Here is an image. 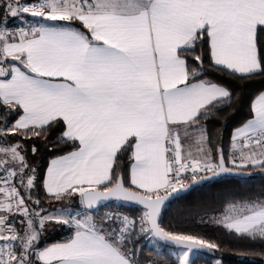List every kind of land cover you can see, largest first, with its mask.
<instances>
[{
    "label": "snow or ice",
    "instance_id": "6c2138e0",
    "mask_svg": "<svg viewBox=\"0 0 264 264\" xmlns=\"http://www.w3.org/2000/svg\"><path fill=\"white\" fill-rule=\"evenodd\" d=\"M257 76L264 0H0V264H142L144 239L171 246L174 264L220 251L160 221L167 201L205 179L264 169V92L227 154L207 127L239 98L227 81ZM52 137L70 149L40 185L70 202L56 213L33 195L38 148L25 143ZM113 200L140 215L91 213ZM215 223L260 243L246 255H264V195L227 202ZM49 224L72 234L41 247Z\"/></svg>",
    "mask_w": 264,
    "mask_h": 264
},
{
    "label": "trees",
    "instance_id": "16d2710c",
    "mask_svg": "<svg viewBox=\"0 0 264 264\" xmlns=\"http://www.w3.org/2000/svg\"><path fill=\"white\" fill-rule=\"evenodd\" d=\"M19 21V19L14 20L11 24H16ZM210 78L225 80L224 77L216 73H212ZM227 83L238 93L239 98L230 107L223 108L217 115L211 117L207 124L208 130L212 134L213 147L223 146L225 154L229 151L233 129L250 118V105L253 99L264 91V77L257 76L246 82L227 81ZM25 143L29 148L32 144L38 148L34 157L31 153L28 157L38 167L40 177L37 183L38 192H34L33 195H39L42 206L47 211L59 207H68L70 202L67 199L64 201L46 199L40 185L49 161L66 154L70 150L69 147L57 144L54 137L47 141L35 139ZM242 171L249 172L250 175L246 177L221 176L215 180L206 181L165 204L160 222L167 230L197 234L220 244V251L211 254L198 252L199 254L194 255L192 259L195 264H215L214 260H220L221 264H264V255L245 254L251 251H259L261 247L259 242L239 240L227 234L222 227L215 223L221 218L222 209L226 207L227 202L264 195V169L250 167ZM78 202L79 197L77 196L73 198L71 203L78 206ZM116 209L130 218L140 215L139 206L125 202H119L117 205L115 202H111L92 210L91 213L100 219L105 216V213L115 214ZM71 234L72 230L69 226L56 225L44 238L40 239V246L63 242ZM138 249H143L142 252H138L142 264H148L149 260L156 261V264H174L176 259L173 254L175 250L172 247L159 242L153 244L148 239L142 240Z\"/></svg>",
    "mask_w": 264,
    "mask_h": 264
},
{
    "label": "water",
    "instance_id": "95a60500",
    "mask_svg": "<svg viewBox=\"0 0 264 264\" xmlns=\"http://www.w3.org/2000/svg\"><path fill=\"white\" fill-rule=\"evenodd\" d=\"M234 171H237V172H239V171H242V170H239V169H235ZM244 172V171H243ZM245 174H243V175H223V176H240V177H246V176H248V175H250V173L249 172H244ZM202 175H204V174H202ZM206 175H211V173H208V174H206ZM221 177V176H220ZM217 178H219V177H217ZM217 178H215V179H217ZM197 179H199V176L197 177ZM215 179H212V180H215ZM206 181H209L208 179H205L203 182H201V183H199V184H196V185H194V187H196V186H198V185H201L202 183H204V182H206ZM188 182H190V181H188ZM187 183V182H186ZM193 187V188H194ZM191 190V189H190ZM189 190V191H190ZM188 192V191H187ZM187 192H183V193H181L179 196H181V195H183V194H185V193H187ZM178 196V197H179ZM174 198H177V197H172L170 200H172V199H174ZM169 200V201H170ZM111 202H115L114 200L113 201H108V202H102L101 203V205H99V206H97L96 208H94V209H92V210H95V209H97V208H100V207H102V206H104V205H106V204H108V203H111ZM168 202V201H167ZM166 202V203H167ZM130 204H134V203H130ZM134 205H136V204H134ZM138 206V205H137ZM91 210V211H92ZM159 243H161V244H163L162 242H159ZM165 245V244H164ZM167 246H169V245H167ZM169 247H171V246H169ZM201 253H204V254H211L212 252H209L208 250H203V251H201Z\"/></svg>",
    "mask_w": 264,
    "mask_h": 264
},
{
    "label": "crops",
    "instance_id": "0c3cea01",
    "mask_svg": "<svg viewBox=\"0 0 264 264\" xmlns=\"http://www.w3.org/2000/svg\"><path fill=\"white\" fill-rule=\"evenodd\" d=\"M262 92H264V91H262ZM254 100V99H253ZM241 126V125H240ZM237 128V127H236ZM235 128V129H236ZM235 129H233V131L235 130ZM233 131H232V133H233ZM232 133H231V135H232ZM56 158V157H55ZM52 159H54V158H52ZM51 159V160H52ZM50 160V161H51ZM50 161H49V163H50ZM48 163V164H49ZM48 166V165H47ZM46 169H47V167H46ZM46 169H45V172H44V175L46 174ZM58 209V208H57ZM57 211H59V210H56V209H53V211H51L50 213H56ZM56 225H60V224H49V225H46V227L43 229V231H42V233H41V237H40V239H42V238H44L47 234H48V232L53 228V227H55ZM55 243H59V242H55ZM51 244H54V243H51ZM51 244H49V245H51ZM49 245H47V246H49Z\"/></svg>",
    "mask_w": 264,
    "mask_h": 264
},
{
    "label": "built area",
    "instance_id": "2783aa9c",
    "mask_svg": "<svg viewBox=\"0 0 264 264\" xmlns=\"http://www.w3.org/2000/svg\"><path fill=\"white\" fill-rule=\"evenodd\" d=\"M21 24V21H19L18 23L16 24H11L10 27H15V26H19ZM189 180H191V177L189 176ZM119 202L115 201V204L117 205ZM115 214H119V215H126L125 213H123L122 211L120 210H115Z\"/></svg>",
    "mask_w": 264,
    "mask_h": 264
},
{
    "label": "rangeland",
    "instance_id": "374dc122",
    "mask_svg": "<svg viewBox=\"0 0 264 264\" xmlns=\"http://www.w3.org/2000/svg\"><path fill=\"white\" fill-rule=\"evenodd\" d=\"M63 209H64V207H63V208H62V207H59L58 209L56 208V210H59V211H61V210H63ZM51 211H53V209H52V210H48L47 212L50 213ZM59 211H57V212H59ZM106 214H109V213H105V215H106ZM102 216H103V215H102ZM103 217H104V216H103ZM103 217H102V218H103ZM66 226H67V225H66ZM173 254H174V251H173ZM197 254H199V253H196V254H194V255H197ZM174 255H175V254H174ZM194 255H193V256H194ZM207 256H209V255H207ZM209 257H211V256H209ZM215 261H216V260H214V262H215Z\"/></svg>",
    "mask_w": 264,
    "mask_h": 264
}]
</instances>
